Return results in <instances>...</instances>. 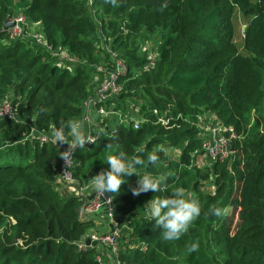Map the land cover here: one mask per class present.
I'll use <instances>...</instances> for the list:
<instances>
[{"label":"trees","instance_id":"trees-1","mask_svg":"<svg viewBox=\"0 0 264 264\" xmlns=\"http://www.w3.org/2000/svg\"><path fill=\"white\" fill-rule=\"evenodd\" d=\"M117 5L0 0V99H12L22 112L20 119L0 118V264H103L96 248L79 247L92 223L80 216L83 199L62 193L61 149L27 138V118L47 135L62 120H81L97 67L112 66L105 43L127 64L124 91L110 101L117 113L102 124L97 141L73 152L74 177L86 185L106 171L102 160L113 143L117 151L145 160L155 149L158 164L137 170L164 176L166 188L133 196L139 179L134 173L125 175L118 193L109 192L121 228L120 263L264 264V0H117ZM19 12L26 16L24 33L11 37L5 21ZM237 12L250 16L243 52L235 39ZM29 23L39 25L48 47L27 35ZM146 42L158 53L149 71L142 70L146 55L140 44ZM57 49L78 60L75 68L53 56ZM210 114L227 128L224 135L233 128L237 137L229 158H207L200 166L205 136L198 124ZM129 115L142 120L139 128L122 121ZM176 187L200 201L201 215L179 241L161 243L162 228L149 220L145 206ZM213 205L239 209L236 224L228 215L209 214ZM197 239L199 251L187 253L186 242Z\"/></svg>","mask_w":264,"mask_h":264},{"label":"built area","instance_id":"built-area-1","mask_svg":"<svg viewBox=\"0 0 264 264\" xmlns=\"http://www.w3.org/2000/svg\"><path fill=\"white\" fill-rule=\"evenodd\" d=\"M9 19L13 22L8 30L10 36H22L24 33L23 24L26 23L25 14L23 12H19L12 17H9ZM31 25L35 28V33H31L29 30L27 35L32 36L38 44L48 47L43 34L38 31L39 25L29 23L28 28H31ZM103 40L106 41L105 36H103ZM105 44L106 45L104 47L106 51L110 53L113 58L112 66L111 68L104 65H99L97 67V72L93 78V83H95L94 92L85 101L84 116L80 120L92 121V127L89 128L86 124L85 128L86 131L92 134L95 142L98 139L97 132L102 129L104 125L103 123L106 122V119L110 118L113 113H117L113 109L115 102L110 101L117 98V96L124 91L123 79L128 73L127 64L124 59L121 58L117 52L112 51L107 43ZM153 48L154 47L151 42H146L141 45V49L146 55V62L142 66L143 71H149L156 66L158 53L154 51ZM52 53L53 56L56 57V59H59V62L65 66L70 65V67L75 68V65L79 63L78 60L71 56L66 49L52 50ZM21 115V110L14 104L13 100L9 98L0 99V118L20 119ZM209 116H212V114L200 117L198 124L204 131L202 132V136H205L202 143V153L199 156L202 157L204 161H206L207 158L211 160L224 161L229 158L233 152L229 142L233 141L232 139L237 136L233 132V128L228 129L230 133L227 136L224 135L223 131L227 130V128L224 127V129H221L222 125L216 116L212 119V122L215 121L213 124H205L203 120L209 118ZM121 119L122 121H133L135 128H139L140 122L142 121L135 118L133 115L122 117ZM159 121L163 124L167 122L164 118H160ZM27 124L30 126V133L27 135V138L36 137L42 142H51V135L40 133L36 128L33 118H27ZM216 135H221L224 139L218 141L215 139ZM93 144L94 143H87L85 147H89ZM67 147L68 146L66 145H61L59 148L61 151H65L67 150ZM74 167L75 164L73 154L69 165L60 158L58 162V182L63 186V189H67V194L70 193L83 199L84 205L80 212L81 218L83 220H89L90 217L101 214L104 215L112 225V229L108 232L100 233L98 231H88L85 236L78 241L79 247L82 249H98L102 255H106V257H99L97 255L98 259L103 264H121L118 260L121 228L115 220V204L113 202V198L109 193H106L104 196L97 195L89 184H78L77 179L74 177Z\"/></svg>","mask_w":264,"mask_h":264},{"label":"clouds","instance_id":"clouds-1","mask_svg":"<svg viewBox=\"0 0 264 264\" xmlns=\"http://www.w3.org/2000/svg\"><path fill=\"white\" fill-rule=\"evenodd\" d=\"M106 2L118 6L117 0H106ZM166 6V4L161 5V10ZM86 124L89 128L92 127V121L68 119L62 120L58 127L52 129L51 142L59 147L61 145L68 146L67 150L58 153L68 165L77 148L84 149L87 143H95L92 134L86 131ZM102 132V129L99 130L97 136ZM106 149L107 152L102 161L109 166L108 169L106 171L101 170L89 180L90 187L97 195L104 196L109 192L118 193L121 185L125 183V175L131 176L134 173L139 176V179L137 186L131 189L133 196H139L141 193L149 191L156 193L166 191V188L162 187L165 180L164 176L154 177L148 173L141 175L137 170L138 166H156L158 164L159 157L155 149L147 155L146 160L140 155L129 156L123 150L117 151L113 143H109ZM145 208L149 220H154L156 227L162 228L159 234L161 243L179 241L201 215L200 201L187 194L182 187L173 188L170 195L154 197L146 204ZM208 211L209 214L217 217H223L227 214L226 208H220L216 205L211 206ZM199 248L198 239L189 240L185 244L187 253H196Z\"/></svg>","mask_w":264,"mask_h":264},{"label":"rangeland","instance_id":"rangeland-1","mask_svg":"<svg viewBox=\"0 0 264 264\" xmlns=\"http://www.w3.org/2000/svg\"><path fill=\"white\" fill-rule=\"evenodd\" d=\"M250 18V16H243V14H241L240 12H237V26H236V28H237V36H236V43H237V45H238V47H239V49H241V51L243 52V50H242V32H243V30L245 29V25H244V23L248 20ZM32 27L31 28H29V30H30V32L31 33H35V31H34V27H33V25H31ZM32 29V30H31ZM142 44V43H141ZM141 44H140V46H141ZM12 100V99H11ZM132 106H133V104H131ZM139 107H135V109L137 110ZM215 116L216 115H214V114H212V116H209V118H206L205 120H203V122L206 124L207 123V125H211V124H213L214 122H212V119H214L215 118ZM217 117V116H216ZM219 121V120H218ZM220 122V121H219ZM222 125V124H221ZM223 126V125H222ZM221 126V127H222ZM171 152L172 153H175L176 155H177V153H180V151L179 150H176V149H174V151L173 150H171ZM197 162H198V164L200 165V166H202V165H204L205 164V162L206 161H204L203 160V158L202 157H200V156H198L197 157ZM211 187V189H214L215 187H214V185H212V186H210ZM237 195H239V187H238V189H237ZM238 212H239V209H235L234 207H232V206H229L228 208H227V214L226 215H228V217L230 218V221L233 223V225H235L236 224V222L238 221ZM105 217V216H104Z\"/></svg>","mask_w":264,"mask_h":264},{"label":"crops","instance_id":"crops-1","mask_svg":"<svg viewBox=\"0 0 264 264\" xmlns=\"http://www.w3.org/2000/svg\"><path fill=\"white\" fill-rule=\"evenodd\" d=\"M89 220L91 221L92 225L88 231H98L101 233V232H108L109 230L112 229V225H111L110 221L108 219H106L104 217V215L97 214V215L90 217ZM97 255L99 257H101V256L106 257V255H102V253L98 249H97ZM104 263H105V261H104Z\"/></svg>","mask_w":264,"mask_h":264},{"label":"water","instance_id":"water-1","mask_svg":"<svg viewBox=\"0 0 264 264\" xmlns=\"http://www.w3.org/2000/svg\"><path fill=\"white\" fill-rule=\"evenodd\" d=\"M12 24H13V22L10 21V19L8 18V19L5 21V26H4V27H5V28H9V26H11ZM221 129H224V126H222ZM215 139L218 140V141H221V140L224 139V137L221 136V135H216V136H215ZM229 143H230L231 149H232V151H233V148H234L233 141H230ZM62 193H63L64 196H67V189L64 188V189L62 190Z\"/></svg>","mask_w":264,"mask_h":264}]
</instances>
